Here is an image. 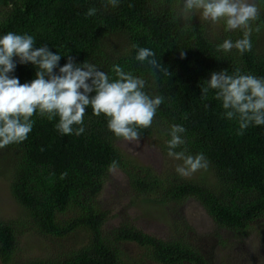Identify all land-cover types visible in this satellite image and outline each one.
I'll return each mask as SVG.
<instances>
[{
	"label": "trees",
	"instance_id": "trees-1",
	"mask_svg": "<svg viewBox=\"0 0 264 264\" xmlns=\"http://www.w3.org/2000/svg\"><path fill=\"white\" fill-rule=\"evenodd\" d=\"M250 2L256 3L259 15L251 22V51L241 54L235 48L217 51L225 39L242 38L241 30L224 31L221 22L213 35V28L198 14L185 26L182 17L177 19L180 0H118L116 7L108 0H0V37L8 32L28 34L34 38V48L46 45L60 54L55 74L70 56L76 64H95L110 81L117 79L113 71L117 65L145 79L146 94L162 96L163 102L151 127L138 129L140 137L151 138L168 152L171 127L180 125L185 129L180 134L184 143L174 151L193 157L203 154L213 172V179L188 180L175 172L157 175L150 166L129 163L107 127L108 118L94 115L91 106L86 108L85 131L80 135L75 129L81 125H73L71 135L62 134L56 129L59 117L49 120L37 110L27 139L0 148L3 170L13 195L40 231L64 238L83 229L87 239L64 259L16 264H140L137 259L131 262L122 249L127 242L136 243L148 259L161 264H212L185 240L162 238L136 223L106 227L113 213L99 199L108 187L113 161L140 193L159 194V202L165 204L195 198L224 228L244 232L264 217V125H250L241 135L238 118L225 117L216 90L201 96V85L213 72L233 75L238 69L240 74L264 77V0ZM89 9H95V15H86ZM139 48L152 50L161 68L153 72L147 61H137ZM13 59L16 67L10 77L21 84L36 78L34 65ZM70 209L75 216L61 219ZM16 232L15 222L0 219L4 264L14 263Z\"/></svg>",
	"mask_w": 264,
	"mask_h": 264
},
{
	"label": "clouds",
	"instance_id": "clouds-1",
	"mask_svg": "<svg viewBox=\"0 0 264 264\" xmlns=\"http://www.w3.org/2000/svg\"><path fill=\"white\" fill-rule=\"evenodd\" d=\"M108 4L116 7L118 0H108ZM95 11L89 9L86 15L93 16ZM194 14L213 28V35L221 22L224 31H242V38L235 42L225 39L217 46V51L227 53L233 48L241 54L251 51V22L259 15L256 3L250 0H180L177 19L182 17L185 26H190L188 22ZM255 30L258 32L259 28ZM34 44V38L28 34L8 32L0 37V148L27 139L33 127L31 117L37 110L49 120L59 117L56 129L62 134L71 135L73 125H81L75 129V134L80 135L85 131L83 117L89 106L94 115L104 114L108 118L107 127L115 137L139 144L141 132L138 129L151 127L163 102L162 96L146 94L145 79L125 72L117 65L113 67L117 79L110 81L108 74L99 71L95 64L87 61L76 64L70 56L68 62L59 67L57 75L54 69L61 55L53 53L46 45L34 48ZM14 57H18L21 64L31 63L36 67V78L30 83L21 84L18 78L9 76L16 67ZM154 57L152 50L139 48L135 59L142 63L147 61L155 72L161 64ZM209 89L216 90L215 98L222 101L225 117L229 120L238 118L239 134L242 135L250 125H264V77L240 74L238 69L233 75L225 70L213 72L206 85H201V96H206ZM93 92L95 95L90 96ZM184 132L180 125L171 127L167 154L182 161L176 172L187 177L206 169L208 162L203 154L193 157L185 155L184 151H174L184 143L180 135ZM116 167L117 163L113 161L109 171L113 172Z\"/></svg>",
	"mask_w": 264,
	"mask_h": 264
},
{
	"label": "rangeland",
	"instance_id": "rangeland-1",
	"mask_svg": "<svg viewBox=\"0 0 264 264\" xmlns=\"http://www.w3.org/2000/svg\"><path fill=\"white\" fill-rule=\"evenodd\" d=\"M116 144L125 160L150 166L157 171V175L177 173L176 167L182 164L181 160L168 156L167 151L161 150L148 137H140L138 145L123 139H118ZM4 163V159L0 158V219L16 223L18 239L14 263L11 264L29 259H64L72 248L81 246L87 239L83 229L58 238L43 233L35 226L12 193L9 176L3 170ZM140 173L145 175L141 170ZM202 177L213 179L209 164L206 169L184 178L196 180ZM107 185L99 201L104 209H112L113 215L106 222L108 229L120 222L136 223L162 238L181 239L193 244L212 264H264V217L251 223L244 232L224 228L195 198L165 204L159 202V194L140 193L131 186L123 167H116L110 172ZM75 214L70 209L60 218L69 219ZM122 249L133 263L137 259L140 264H161L148 259L145 250L136 243H124ZM0 264L4 263L0 260Z\"/></svg>",
	"mask_w": 264,
	"mask_h": 264
}]
</instances>
